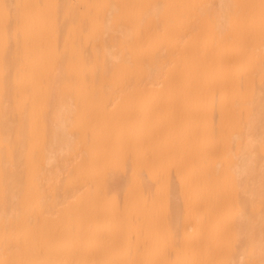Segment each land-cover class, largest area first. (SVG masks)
Masks as SVG:
<instances>
[{
  "label": "bare ground",
  "instance_id": "bare-ground-1",
  "mask_svg": "<svg viewBox=\"0 0 264 264\" xmlns=\"http://www.w3.org/2000/svg\"><path fill=\"white\" fill-rule=\"evenodd\" d=\"M0 264H264V0H0Z\"/></svg>",
  "mask_w": 264,
  "mask_h": 264
}]
</instances>
